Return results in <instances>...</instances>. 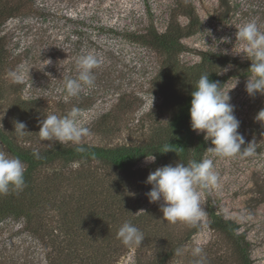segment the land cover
I'll return each mask as SVG.
<instances>
[{"label": "rangeland", "instance_id": "374dc122", "mask_svg": "<svg viewBox=\"0 0 264 264\" xmlns=\"http://www.w3.org/2000/svg\"><path fill=\"white\" fill-rule=\"evenodd\" d=\"M31 1L35 8L44 9L42 15L30 11L26 17L8 21L1 29V34L7 36L11 62L3 76L4 85L0 91L3 94L0 121L15 130L14 121L20 117L18 112L21 111L16 108V117H13L9 109L17 106L29 110L31 100L40 102L38 114L31 113L24 121L26 131L30 133L19 141L32 142L38 148L48 146L50 142H41L37 136L39 122L49 114L65 116L73 107L80 109V123L91 130L92 134L84 140L87 145H141L155 138L157 130L161 132L168 126L171 110L163 106L162 97L154 92L155 87L151 84L160 69L162 58L131 41V37L125 33L143 32L150 28L164 33L177 0ZM184 3L191 6L198 29L193 35L180 40L183 51L178 56V62L183 66L196 65L202 52L221 54L233 60L234 65L224 66L219 76L224 77L222 91L224 94L229 91L234 114L241 122L239 132L245 138L242 150L253 143L252 155L216 158L208 151L213 146L211 140H205L204 133L195 131L204 139L205 147L202 156L194 160L212 158L219 174L218 187L200 190L206 215L195 226L167 222L161 211L162 201L150 203L146 195L152 187L146 183L149 173L165 165L175 166L178 159L155 160L154 163H146L143 159L134 165L126 178L122 174L114 177L112 171L97 163L86 166V170L75 164L65 169V176L69 175L70 170H76L78 175L91 176L89 182L100 179L106 190L111 189L113 182L117 181L119 195L123 198L121 201L125 194L129 195L134 216L152 211L147 230L149 236H155L150 237L142 247L125 245L130 249L119 255L114 264H197L199 257L192 255V249L196 246L203 249L204 264H242L233 244L210 229V211L238 226V233H242L248 243L251 264H264V112H261L264 111V94L249 96L245 86L251 74H245L236 67V62L248 60L243 53H239L243 42L236 40V32L251 21H255L260 31L264 32V0H182ZM176 22L184 27L189 23V18L178 16ZM224 38H227V42ZM224 50H227V54H223ZM86 54H94L101 61L94 70L95 86L84 87L78 97L66 98L65 78L78 75L77 60ZM21 68L29 70L23 83L12 82L9 72ZM225 68L228 71L224 72ZM179 86H173L176 93L180 91V88H176ZM122 94L131 107L117 108L99 120L116 104L117 95ZM87 95L91 97L85 99ZM21 101L27 105L18 106ZM51 174L52 170L43 171L39 177L48 187H56L60 194H69L70 197L77 195L73 186H68L66 178H46ZM127 182L130 185L126 188ZM255 184L262 186L261 194L256 191ZM42 194L44 198L47 197ZM107 197V192L100 196L101 199ZM44 206V224L56 231L63 227L60 214H64L56 207L59 205ZM19 223L8 220L0 224V240L6 238L8 244L5 257L22 258L27 251L31 254L27 256L30 264H45L39 243L27 241L28 236L24 234L16 236L21 227ZM18 242L23 244L19 246ZM2 248L0 241V250ZM178 248L183 249L181 255L176 254ZM166 254L169 256L164 259ZM0 259L3 260V257ZM21 262L19 260L18 264Z\"/></svg>", "mask_w": 264, "mask_h": 264}, {"label": "trees", "instance_id": "16d2710c", "mask_svg": "<svg viewBox=\"0 0 264 264\" xmlns=\"http://www.w3.org/2000/svg\"><path fill=\"white\" fill-rule=\"evenodd\" d=\"M186 5L187 3L182 4V0H177V4L173 8V15L164 33H158L152 28L143 32L125 33L126 36L131 37L129 38L131 41L150 49L162 58L160 69L151 84L155 87L154 92L162 97L163 106L166 105L170 108L171 116L168 126L164 127L161 132L157 130L156 137L150 139L148 143L115 147L84 144L86 148L84 153H78L74 146L60 145L58 142L54 143L52 148L48 146L38 148L34 147L32 142L19 141L20 137L16 136L14 130L9 128L4 121H0V148L19 157L27 166L24 190L18 193L10 191L7 195H0V224L2 225L8 220L20 222L21 227L18 228L16 236L24 234L28 236L26 240L39 243L44 253L45 264H114L119 255L121 256L130 249L124 247L125 245L117 237L119 228L126 221L131 222L143 232L145 239L142 241L141 247L148 243L150 237L155 236V234L149 236L147 230L152 211H145L134 216L135 211L130 207L129 195L125 194L124 200L121 201L123 198L122 195H119L117 181L113 182L111 189L106 190L100 179L89 182V179H92L91 176L86 178L83 173L78 175L76 170H70L69 175L65 176L66 168L76 164L86 170V166L97 163L107 171H112L114 177L122 174L126 178L131 174L134 165L145 159L146 155H155L159 162L175 158L184 164L202 156L205 141L191 129L189 114L191 92L201 74L204 73L209 74L211 81H219L222 87L224 77L219 76V71L224 66L232 64L233 60L221 54L202 52L198 64L180 65L178 56L183 51L180 40L193 35L198 29V22L193 15L191 6ZM30 11L42 15L44 9L35 8L31 0H0V91L1 86L4 85L3 76L11 62L7 50V36L1 34V29L8 21L26 17ZM178 16H187L189 23L181 27L176 22ZM250 65L251 60L249 59L243 63L236 62V67L248 75H250L248 70ZM175 84L180 85L176 87L180 88L178 93L173 88ZM111 96H115V94ZM124 96V94L117 95L116 104L108 113L101 115L99 120L106 118L117 108L129 109L131 105L128 104ZM90 97L87 95L85 99ZM2 101L3 94L0 92V103ZM39 103L37 99L31 100V105L28 106L29 110H23L16 106L13 110L9 109V114L16 117L15 110L17 108L21 112H18L20 117L16 121H27L31 113L38 114ZM26 105L21 101L18 106ZM134 106L136 105L134 104ZM33 148L39 149L41 159L37 160L33 157ZM48 170H52V174L46 178L54 177L53 179L56 180L66 178L68 186H73L77 195L70 197L69 194H60L56 187H48L47 183L41 181L39 174ZM129 185L130 182H127L126 188ZM255 187L258 194L263 192L262 186L255 184ZM106 192L108 197L101 199V194ZM42 193L47 197L44 198ZM45 204L51 206L58 204L59 206L56 207L64 214H60L63 227L57 230L59 236L54 228H48L47 224L43 222ZM208 217L210 229L220 233L233 244L241 263L251 264L248 243L245 241V236L238 233V226L214 211H210ZM57 239L64 241L57 243ZM0 241L3 246L0 250V257H3V260L0 259V264H18L19 260L22 261L20 264H30L27 256L30 257L31 254L27 251L22 258L17 256L11 258L8 255L6 258L4 253L8 250L7 239L4 238ZM33 243L35 244V242ZM21 244L23 243L18 242L19 246ZM14 245L13 243V249ZM168 256L166 254L163 258L166 259Z\"/></svg>", "mask_w": 264, "mask_h": 264}, {"label": "clouds", "instance_id": "9594fccd", "mask_svg": "<svg viewBox=\"0 0 264 264\" xmlns=\"http://www.w3.org/2000/svg\"><path fill=\"white\" fill-rule=\"evenodd\" d=\"M227 42V38H224ZM236 40L243 42L239 53L251 60L250 76L246 82V92L249 96L257 93L264 94V32L260 31L257 23L251 21L243 25L236 32ZM238 53V54H239ZM223 54H227L224 50ZM100 59L94 54L82 55L77 60L78 75L67 77L64 81L67 97H78L84 87L95 86L94 70L100 66ZM231 67V65H229ZM224 72L228 68L223 69ZM27 69L9 72L14 83H23ZM229 91L224 94L219 81H211L209 74H201L191 92L190 123L191 129L198 134L204 133L205 140H211L212 147L208 151L216 158H233L236 156L252 155L253 143H249L242 150L245 138L239 132L240 121L234 114V105L230 103ZM264 112V111H261ZM260 112V113H261ZM80 109L73 107L65 116L47 115L40 121L38 136L41 142H50L74 146L78 153H84V140L92 133L89 127L80 123ZM14 133L17 137H24L27 133L26 124L14 121ZM167 152V151H166ZM32 155L41 159L38 148H33ZM155 155H146V163H154ZM27 166L19 157L13 156L0 148V195H7L10 191L21 192L25 188V172ZM146 183L151 190L146 193L150 203L160 202L163 219L169 223L183 222L197 225L206 215L201 203V189L215 188L219 185V174L215 169L212 158L200 161L189 160L165 165L150 172ZM117 237L126 246H140L145 239L143 232L129 221L122 224ZM183 249H177L181 255ZM192 255L199 257L197 264H204L203 249L196 246Z\"/></svg>", "mask_w": 264, "mask_h": 264}]
</instances>
